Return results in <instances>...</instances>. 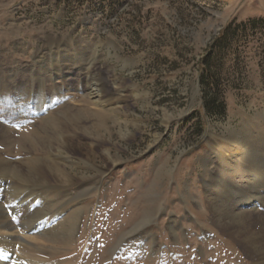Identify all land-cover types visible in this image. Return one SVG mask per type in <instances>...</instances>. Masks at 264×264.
Masks as SVG:
<instances>
[{"label": "rangeland", "instance_id": "rangeland-1", "mask_svg": "<svg viewBox=\"0 0 264 264\" xmlns=\"http://www.w3.org/2000/svg\"><path fill=\"white\" fill-rule=\"evenodd\" d=\"M232 22L255 26L213 58L219 89L201 62ZM42 79L51 81L41 90ZM89 81L109 101L96 106ZM208 97L219 102L213 115ZM0 99L15 154L6 158L15 162L45 157L27 151L26 137L56 112L116 111L106 130L69 135L54 122L72 153L58 163L87 180L49 197L42 186L11 191L14 178L1 179L10 220L18 208L41 216V234L74 216V241L57 263L256 264L219 229L213 206L234 197L230 178L220 177L246 153L234 138L264 148V0H0ZM11 99L19 100L8 106Z\"/></svg>", "mask_w": 264, "mask_h": 264}, {"label": "bare ground", "instance_id": "bare-ground-1", "mask_svg": "<svg viewBox=\"0 0 264 264\" xmlns=\"http://www.w3.org/2000/svg\"><path fill=\"white\" fill-rule=\"evenodd\" d=\"M48 79L40 80L41 85L37 87L42 90L44 83L51 81H48ZM87 89L90 91L89 93H92L90 95L97 97L96 106L99 102L109 101V99L104 100L105 93L99 89L97 83L89 81ZM18 100L14 101V99H11L7 105H15L14 103ZM0 101L2 103L5 100L0 99ZM49 104L53 106V100L49 101ZM22 106L21 104L20 107ZM34 106L36 113H39L46 105L40 100ZM64 110L56 112L55 118L50 116L44 119L42 132L40 131V133L26 137V142L30 144L29 149L26 147L27 151H41L45 153L44 158L19 162L7 160L6 156L13 154L12 148L8 147L11 146L12 137H9V129L0 126V143L5 148L7 147L6 150L0 149V185L3 182L1 179L12 176L14 183L11 187L14 188H11V191H18L22 187L27 186V184H33V187L35 185L42 186L44 195L52 197L63 194L66 189H62V187L72 186L88 179L86 176L76 180L72 175L73 173L68 170L67 164L58 163V160L61 158L66 159L72 153L70 143L57 136L58 134L56 135V129L59 127L54 122L58 121V125L63 129L70 126L69 133L66 132L69 135L72 129L75 130V128L84 132H88L89 129L106 130L104 127L106 119L114 124L116 123L117 119L111 115L112 112L116 111H107L106 113L96 111L95 114H88L89 112ZM170 119H172L171 116H166V122L170 121ZM238 138L234 139L237 143H241L244 146L246 153L237 154L231 164L227 163L225 168L231 169L233 173L222 171L220 175L222 181H224V176L232 181L233 187L230 190L234 197L231 198L230 196L229 198L227 195L225 198L219 197L216 199L213 209L218 219L215 222L223 233H228L244 247L247 251L246 253L256 264H264V148L260 147L259 140L255 141L248 137H242L241 140ZM223 147L226 150L229 149L228 144H222ZM239 157L242 160V164L239 163ZM222 158L226 159L227 157L222 155ZM114 162L112 166L116 165L118 161L115 160ZM3 192L5 191L1 190L0 186V264H59L53 260L54 257L67 251L74 241L75 228L77 227V221L74 216L70 217L69 220L62 219L63 221L57 225V228H59L57 232L54 228L52 231L46 232V230V233L38 234L36 227L41 216L36 215L35 218L32 216L27 217L24 211H18V208V210H15V220H10V217L5 213L6 208H4L7 202H2ZM237 200H244L243 204L245 206H237V202H239Z\"/></svg>", "mask_w": 264, "mask_h": 264}, {"label": "trees", "instance_id": "trees-1", "mask_svg": "<svg viewBox=\"0 0 264 264\" xmlns=\"http://www.w3.org/2000/svg\"><path fill=\"white\" fill-rule=\"evenodd\" d=\"M260 22V20H259ZM234 26V22L228 24L224 29L222 34L219 38L215 39L213 41V44L208 50L207 55L201 62L202 70L205 73L204 77H209L213 80L214 86L219 88V82L217 78H212V60L214 57L218 56L220 53H224V56H228V52L233 50L234 41L241 38V36L245 34H249L251 31H249V27L253 28L252 26H255L254 24H247L244 22L239 23L238 25ZM240 33V35L238 34ZM239 41V40H238ZM236 43V42H235ZM226 52V53H225ZM220 89V88H219ZM212 97V96H211ZM219 102H216L214 99L208 97V99L205 101L204 109L210 113L211 115L216 113V109L214 108V105L218 104Z\"/></svg>", "mask_w": 264, "mask_h": 264}]
</instances>
